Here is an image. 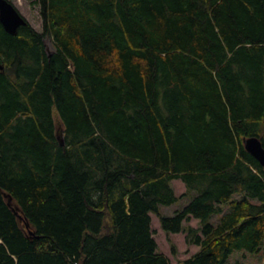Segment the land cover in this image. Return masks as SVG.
I'll use <instances>...</instances> for the list:
<instances>
[{"label":"trees","instance_id":"16d2710c","mask_svg":"<svg viewBox=\"0 0 264 264\" xmlns=\"http://www.w3.org/2000/svg\"><path fill=\"white\" fill-rule=\"evenodd\" d=\"M34 3L0 23V264H172L150 213L180 264L264 254V0Z\"/></svg>","mask_w":264,"mask_h":264},{"label":"rangeland","instance_id":"374dc122","mask_svg":"<svg viewBox=\"0 0 264 264\" xmlns=\"http://www.w3.org/2000/svg\"><path fill=\"white\" fill-rule=\"evenodd\" d=\"M18 9L21 15L31 24L33 28L37 31H42V19L39 13V6L34 3V0H9ZM48 49L51 51L53 49L51 39L49 37L45 38ZM56 116V126L58 137L61 140V131L63 129L60 121H58V116ZM172 186L174 188L175 194L180 196L185 191V185L180 179H174L172 181ZM240 195L236 193L232 198H238ZM190 199L188 197H182L177 200V202L170 205L160 206L161 214L165 216H171L175 210L183 208ZM219 215H213L211 221L216 222ZM152 230L153 236L158 244L159 252L165 254L171 261L172 264H180L186 257L190 256L195 247L194 245L188 244L185 240L186 232L184 230L167 234L161 228L159 223V218L154 213L152 214ZM184 224H190L196 226L197 222L195 219H191ZM199 225V223H198ZM197 225V226H198ZM196 226V227H197ZM174 245L176 248V253H172L171 246ZM227 264H264V254L263 252L257 253H247L245 251H234V253L229 257Z\"/></svg>","mask_w":264,"mask_h":264},{"label":"water","instance_id":"95a60500","mask_svg":"<svg viewBox=\"0 0 264 264\" xmlns=\"http://www.w3.org/2000/svg\"><path fill=\"white\" fill-rule=\"evenodd\" d=\"M26 19L21 15L18 9L9 0H0V23L10 34H16L20 25L26 24ZM49 51V50H48ZM3 66L0 64V69ZM245 149L264 166V147L261 140L256 136H250L244 139ZM8 204L11 205V199L8 197ZM18 213L16 208H13ZM21 217V216H20ZM28 226V223L26 224Z\"/></svg>","mask_w":264,"mask_h":264},{"label":"crops","instance_id":"0c3cea01","mask_svg":"<svg viewBox=\"0 0 264 264\" xmlns=\"http://www.w3.org/2000/svg\"><path fill=\"white\" fill-rule=\"evenodd\" d=\"M152 214H153V213H150L151 216H152ZM151 219H152V217H151ZM191 219H195L196 222H197V225H198V219H196V218H191ZM191 219H190V220H191ZM217 219H218V218H217ZM216 221H217V220H216ZM151 223H152V221H151ZM197 225H196V226H197ZM196 226H194V227H196ZM191 245H194V244H191ZM194 246H196V247H195L193 253H195V252L199 249V246H197V245H194ZM193 253H192V254H193ZM188 257H189V256H188ZM188 257H186V258H188ZM186 258H185V259H186Z\"/></svg>","mask_w":264,"mask_h":264},{"label":"bare ground","instance_id":"6f19581e","mask_svg":"<svg viewBox=\"0 0 264 264\" xmlns=\"http://www.w3.org/2000/svg\"><path fill=\"white\" fill-rule=\"evenodd\" d=\"M45 45H46V48L48 49V46H47V44H46V41H45ZM49 50V49H48ZM50 51V50H49ZM30 68V67H29ZM245 138H248V137H243V143H244V139ZM264 147V146H263ZM258 161V160H257ZM172 201V200H171ZM102 203V202H101ZM193 257V256H192ZM170 260V259H169Z\"/></svg>","mask_w":264,"mask_h":264}]
</instances>
